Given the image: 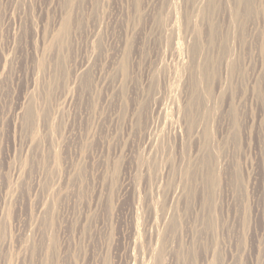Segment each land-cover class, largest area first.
<instances>
[{"label":"rangeland","instance_id":"374dc122","mask_svg":"<svg viewBox=\"0 0 264 264\" xmlns=\"http://www.w3.org/2000/svg\"><path fill=\"white\" fill-rule=\"evenodd\" d=\"M0 264H264V0H0Z\"/></svg>","mask_w":264,"mask_h":264}]
</instances>
